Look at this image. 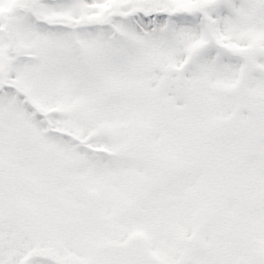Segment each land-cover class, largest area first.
<instances>
[{
  "label": "rangeland",
  "instance_id": "374dc122",
  "mask_svg": "<svg viewBox=\"0 0 264 264\" xmlns=\"http://www.w3.org/2000/svg\"><path fill=\"white\" fill-rule=\"evenodd\" d=\"M0 264H262L264 0H0Z\"/></svg>",
  "mask_w": 264,
  "mask_h": 264
},
{
  "label": "flooded vegetation",
  "instance_id": "af4514ba",
  "mask_svg": "<svg viewBox=\"0 0 264 264\" xmlns=\"http://www.w3.org/2000/svg\"><path fill=\"white\" fill-rule=\"evenodd\" d=\"M3 189H1L0 191H2ZM2 197H4V194L1 192L0 193V198H2ZM1 219H2V215H1V213H0V222H1Z\"/></svg>",
  "mask_w": 264,
  "mask_h": 264
},
{
  "label": "water",
  "instance_id": "95a60500",
  "mask_svg": "<svg viewBox=\"0 0 264 264\" xmlns=\"http://www.w3.org/2000/svg\"><path fill=\"white\" fill-rule=\"evenodd\" d=\"M262 259H263V261H264V252H263V255H262Z\"/></svg>",
  "mask_w": 264,
  "mask_h": 264
}]
</instances>
